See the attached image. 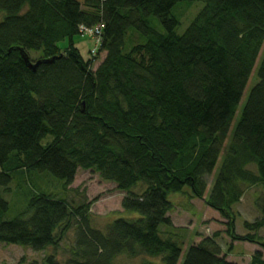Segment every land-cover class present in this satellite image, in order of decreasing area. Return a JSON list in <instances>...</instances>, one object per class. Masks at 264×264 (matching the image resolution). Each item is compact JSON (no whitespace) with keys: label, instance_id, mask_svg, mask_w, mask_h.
<instances>
[{"label":"trees","instance_id":"16d2710c","mask_svg":"<svg viewBox=\"0 0 264 264\" xmlns=\"http://www.w3.org/2000/svg\"><path fill=\"white\" fill-rule=\"evenodd\" d=\"M194 1L202 7L177 33L172 9ZM98 25L85 59L72 38ZM263 42L264 0H0V244L55 249L74 229L67 261L50 254L42 264H115L121 254L140 264H237L216 233L186 246L178 263L183 238L169 194L187 186L226 219L232 239L258 244L248 264H264V196L244 235L234 232L232 209L244 184L264 187ZM20 50L41 60L34 70ZM78 168L115 183L121 208L137 216L99 228L89 203L34 192L3 218L14 176L49 172L66 189Z\"/></svg>","mask_w":264,"mask_h":264},{"label":"rangeland","instance_id":"374dc122","mask_svg":"<svg viewBox=\"0 0 264 264\" xmlns=\"http://www.w3.org/2000/svg\"><path fill=\"white\" fill-rule=\"evenodd\" d=\"M81 4L83 0H77ZM202 7V2H180L173 9L172 13L178 18L179 24L176 28L177 33H182L196 12ZM160 31L164 29L157 24ZM74 45L78 48L83 58L91 56V49L94 47V40L87 34H75L72 38ZM67 39L57 43L60 48L66 47ZM264 47V42H263ZM260 53L262 52V49ZM259 53V56H260ZM31 58H37L39 52L31 50ZM104 52L98 55L92 68H95ZM258 63V58H257ZM254 69V68H253ZM254 80V71L248 80L247 87L237 109V116L244 103L249 85ZM235 117V119H236ZM47 135L41 143L45 144L50 140ZM219 166V161L215 164L213 173ZM255 170L254 166H248ZM213 173L208 175L207 187L204 196L208 195L213 180ZM10 191L3 197L8 202V209L4 214V219H11L22 211L27 203L28 198L34 192L51 193L59 197L66 198L72 205H78L82 202L89 203V216L91 224L95 227L104 228L107 222L117 217L133 218L137 213L125 211L121 208L120 202L124 193L116 188L115 183L100 178L98 173L92 170H83L78 168L75 177L70 185L65 189L63 181L54 177L49 172H30L14 176L9 185ZM244 193L240 200L232 207L235 213L234 232L238 235H244L249 230L244 225L245 222H252L256 218H261L259 209L255 205L256 198L264 196V187L260 185L248 186L243 185ZM190 189L184 186L182 191L170 193L169 199L172 201L170 218L176 227H180V235L183 238V250L178 263L182 260L185 247L191 243H197L201 236H210L217 234L215 240L221 248V254L227 260L237 264H248L252 253L259 249L258 244L232 239L227 231L224 219L218 211L207 206L203 199L191 198L188 196ZM258 236H264V228L258 230ZM74 229L68 231L66 237L60 242L57 248L47 247L44 250H32L29 247L19 245L0 244V264H42L46 255L54 254L56 260L61 263L67 261L70 256L69 248L73 244ZM115 264H140V257L132 258L121 254L115 258Z\"/></svg>","mask_w":264,"mask_h":264},{"label":"built area","instance_id":"2783aa9c","mask_svg":"<svg viewBox=\"0 0 264 264\" xmlns=\"http://www.w3.org/2000/svg\"><path fill=\"white\" fill-rule=\"evenodd\" d=\"M102 25L95 26L93 28L80 26L79 29L81 34H87L94 40V47L91 49V53H94L99 42L100 28Z\"/></svg>","mask_w":264,"mask_h":264},{"label":"water","instance_id":"95a60500","mask_svg":"<svg viewBox=\"0 0 264 264\" xmlns=\"http://www.w3.org/2000/svg\"><path fill=\"white\" fill-rule=\"evenodd\" d=\"M20 54H21L25 64L27 65V67H29L32 70H34L36 68V66L41 62V60H37L36 62L29 61L27 55L24 54L21 50H20ZM43 61L49 62V61H51V59H45Z\"/></svg>","mask_w":264,"mask_h":264}]
</instances>
